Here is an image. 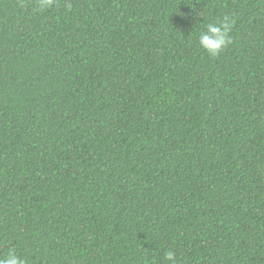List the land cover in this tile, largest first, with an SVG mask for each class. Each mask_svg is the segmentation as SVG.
Segmentation results:
<instances>
[{
	"label": "trees",
	"instance_id": "1",
	"mask_svg": "<svg viewBox=\"0 0 264 264\" xmlns=\"http://www.w3.org/2000/svg\"><path fill=\"white\" fill-rule=\"evenodd\" d=\"M234 21L217 57L208 23ZM264 264V0H0V257Z\"/></svg>",
	"mask_w": 264,
	"mask_h": 264
},
{
	"label": "clouds",
	"instance_id": "2",
	"mask_svg": "<svg viewBox=\"0 0 264 264\" xmlns=\"http://www.w3.org/2000/svg\"><path fill=\"white\" fill-rule=\"evenodd\" d=\"M54 0H36V10L46 11L53 7ZM235 21L230 16H224L214 23H208L205 30L200 32L198 45L210 57L219 56L231 43V32ZM168 264H179L175 254L168 252L165 256ZM0 264H27L15 249H9L7 254L0 257Z\"/></svg>",
	"mask_w": 264,
	"mask_h": 264
}]
</instances>
